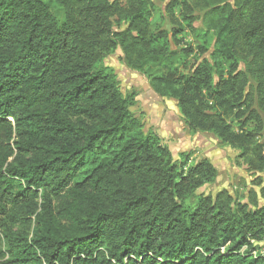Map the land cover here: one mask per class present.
Here are the masks:
<instances>
[{
	"label": "trees",
	"instance_id": "obj_1",
	"mask_svg": "<svg viewBox=\"0 0 264 264\" xmlns=\"http://www.w3.org/2000/svg\"><path fill=\"white\" fill-rule=\"evenodd\" d=\"M195 24L208 61L170 50ZM117 50L264 172V0H0V264H264V187L252 209L225 192L188 209L211 167L178 168L143 132L104 65Z\"/></svg>",
	"mask_w": 264,
	"mask_h": 264
},
{
	"label": "rangeland",
	"instance_id": "obj_2",
	"mask_svg": "<svg viewBox=\"0 0 264 264\" xmlns=\"http://www.w3.org/2000/svg\"><path fill=\"white\" fill-rule=\"evenodd\" d=\"M52 9L54 14L60 13L58 6L53 5ZM174 15L179 19V8L174 10ZM194 16L199 21L198 11ZM165 17V4L158 5L150 18L151 29L165 28ZM203 33L204 28L200 24L194 26V31L185 29L177 38L180 41L178 45L169 40L170 50L190 48L197 53L203 50L200 60L208 61L213 41L212 38H203ZM193 56H189L190 62ZM186 59L187 57L179 55L175 66L179 67ZM104 65L113 74L123 95L134 100L131 112L143 132L158 137L160 143L169 150L172 161L178 168L184 165L187 169L200 160H205L211 167L206 168L207 173L201 178L203 186L186 202L188 209L196 205L200 195L214 196L219 192H225L232 199L233 207L238 203L244 208L252 209L257 203H261L260 189L264 187V172H256L251 166L254 162L250 158L244 159L239 150L223 144L209 133L189 130L177 103L157 96L150 88L147 74L128 68L120 51L110 54L104 60ZM230 125L234 130L237 129L236 123L231 122ZM257 141L262 143L259 139ZM261 155L264 157V148ZM254 247L253 255L264 257V239L254 243ZM244 251L245 249L240 253Z\"/></svg>",
	"mask_w": 264,
	"mask_h": 264
}]
</instances>
